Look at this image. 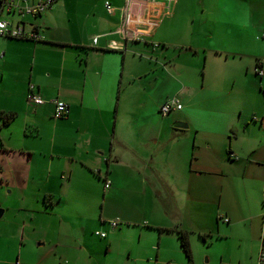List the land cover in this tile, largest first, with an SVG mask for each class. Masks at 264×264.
<instances>
[{
    "label": "crops",
    "instance_id": "crops-1",
    "mask_svg": "<svg viewBox=\"0 0 264 264\" xmlns=\"http://www.w3.org/2000/svg\"><path fill=\"white\" fill-rule=\"evenodd\" d=\"M1 1L0 19L41 39L0 35V208L8 225L0 227V264L14 250L12 264H103L99 256L113 238L89 241L106 226L118 238L125 228L145 237L115 264H258L264 74L254 68L264 70L262 0H235L232 8L202 0L192 11L175 0L156 27L165 34L159 50L151 38L122 37L120 14L109 13L106 0L85 20L60 0L35 16L12 15ZM139 44L146 45L137 59ZM185 44L193 53L172 51ZM185 54L205 56L202 80L197 64L184 66ZM31 84L45 103L28 100ZM55 97L68 104L63 117L54 114ZM171 97L182 108L157 116ZM3 114L13 117L5 124ZM175 228L189 231L191 259ZM56 230L54 248L36 244ZM200 251L205 260L195 258Z\"/></svg>",
    "mask_w": 264,
    "mask_h": 264
},
{
    "label": "built area",
    "instance_id": "built-area-1",
    "mask_svg": "<svg viewBox=\"0 0 264 264\" xmlns=\"http://www.w3.org/2000/svg\"><path fill=\"white\" fill-rule=\"evenodd\" d=\"M56 0H2L1 4L3 8H6L12 15H39L46 10H49ZM175 0H123L120 6H115L110 0H106L105 7L109 13L120 14L121 23L118 31L125 39L128 37L134 38L138 36V27L144 26L148 31H153L159 26L160 15L163 12L169 13L173 7ZM0 35L12 38H22L39 40L41 35L35 29L27 30L23 24H13L11 20L0 19ZM98 37L95 36L93 41L96 42ZM124 42L120 43V48H123ZM118 46V45H117ZM258 75H263L264 70L257 64L254 68ZM28 100L35 104L40 105L47 100L39 93L35 91V86L31 84L29 86V93L27 95ZM54 105L55 116L63 117L68 111V104L55 97L49 100ZM182 104L180 101L173 97L167 99L160 107V112L163 115H167L173 110L181 109ZM111 184L110 179L105 180V186L108 187ZM263 218H264V187H263ZM228 218H226V221ZM120 220L118 218L111 219L110 225L112 228L118 227ZM96 234L102 238L106 237L105 231H96ZM258 264H264V253L262 252L259 258Z\"/></svg>",
    "mask_w": 264,
    "mask_h": 264
},
{
    "label": "rangeland",
    "instance_id": "rangeland-1",
    "mask_svg": "<svg viewBox=\"0 0 264 264\" xmlns=\"http://www.w3.org/2000/svg\"><path fill=\"white\" fill-rule=\"evenodd\" d=\"M105 0H60V3L68 10L69 14H78L79 16H81V18L83 20L85 19H92V17H94L95 15H93V13L95 14L96 12L98 13L100 8L102 7V4ZM117 1V0H116ZM181 5L183 3H185L187 10H199L202 7V0H180ZM263 6H264V0H262ZM19 16V15H18ZM16 17V16H15ZM138 34L140 36V38H151L152 42L154 43L155 46L158 45V43H160L159 45L163 44V39L165 38V34L162 28H156L153 31H148L146 27L144 26H139L138 27ZM204 36L206 37V35L204 34ZM194 39V45H190V46H196L197 44V38L193 37ZM142 43V42H141ZM189 44V43H188ZM146 44H139L136 45L137 49V54L135 55V57L137 59L141 58L140 57V51L139 49H143L144 46ZM148 46V45H147ZM189 45L185 44L183 45V47H178L176 48L175 46L172 47V51L178 52L181 49H186L188 48ZM150 47V46H148ZM148 47H146L147 50H150ZM158 50L160 49V46H157ZM194 49H188L187 51H191L190 53H193ZM171 51V52H172ZM149 56H153L152 58V65L151 66H156L157 67V63L155 62V56L151 53H148V51H145ZM201 57H198L197 54H193V58H190L189 56H187L186 54L183 55L182 57L184 58V66L188 67L189 64L192 66L193 64H197V69L195 67V70H197V74L195 76V79L198 80H202V75H203V63L205 60V56L203 54L200 55ZM209 58H212V55L209 56ZM162 61V60H161ZM198 64H199V68H198ZM224 67H228V66H224ZM230 67V66H229ZM172 79L169 78L168 82L171 83ZM176 81H172V84L175 85ZM172 96H176V94L171 93ZM173 98V97H171ZM177 98V97H175ZM237 98V97H235ZM178 99V98H177ZM179 100V99H178ZM170 113H168V115H170ZM202 115H207V112L205 113V110L201 111ZM167 115V116H168ZM157 116L160 117H164L166 115H163L159 109L157 111ZM154 118H157L156 116H153ZM160 128V127H159ZM102 204L99 203L98 207H97V212H98V216L100 214V212L102 211ZM68 213V206L66 211ZM7 217V216H5ZM4 217L0 218V227L2 226V224L4 223V229L7 228V223L4 220ZM106 236L104 239L101 238L99 235L95 234V230H93L92 232H90V241L89 242H94L98 245H103L105 243V241L109 238H113L112 244L109 246L111 247V251H109L108 253L106 252V249H104V252L102 255L99 256V261L103 264H115L118 261L122 262L121 260H124V254H126V256L129 253V247H134V252L133 254L137 251V247H141L143 245V242L145 240V237L140 238L139 235V231H135L134 229H129V228H125V236L121 235V237H117V235H110L112 233V230L106 226ZM98 231H102V230H98ZM109 233V234H108ZM58 234L59 231L56 230V234L54 237H52L51 239L47 240V241H36V244L38 243H45L46 248H54L56 242H59V238H58ZM109 236H108V235ZM143 235H145V233H142ZM60 239H62L63 244L68 243V239L65 237H61ZM199 244H201L202 242L200 240H198V238H195ZM119 247H121L122 249H120ZM125 247V248H124ZM58 250V249H57ZM56 250V251H57ZM55 251V249H54ZM16 250L8 252V253H4L3 256V260H6L7 264H12V262L16 259L17 253H15ZM30 254H32L30 252ZM55 254V252H54ZM198 257V260L200 261L202 258V251L199 252V254H195V258ZM203 260H205V256L202 258ZM51 263V262H50ZM51 264H57V262H53ZM62 264H66L63 260Z\"/></svg>",
    "mask_w": 264,
    "mask_h": 264
},
{
    "label": "trees",
    "instance_id": "trees-1",
    "mask_svg": "<svg viewBox=\"0 0 264 264\" xmlns=\"http://www.w3.org/2000/svg\"><path fill=\"white\" fill-rule=\"evenodd\" d=\"M12 117H13V114H3V117H2L3 122L5 124L8 123L12 119ZM174 230L178 234V237L180 239V243H181V246L184 252L188 256V258L191 259L192 253H191V244L189 240V231L184 230V229H178V228H175Z\"/></svg>",
    "mask_w": 264,
    "mask_h": 264
},
{
    "label": "snow or ice",
    "instance_id": "snow-or-ice-1",
    "mask_svg": "<svg viewBox=\"0 0 264 264\" xmlns=\"http://www.w3.org/2000/svg\"><path fill=\"white\" fill-rule=\"evenodd\" d=\"M222 3L224 4L225 7L227 8H232L235 6V0H222ZM243 23H247L246 18L243 19Z\"/></svg>",
    "mask_w": 264,
    "mask_h": 264
},
{
    "label": "water",
    "instance_id": "water-1",
    "mask_svg": "<svg viewBox=\"0 0 264 264\" xmlns=\"http://www.w3.org/2000/svg\"><path fill=\"white\" fill-rule=\"evenodd\" d=\"M175 126H177V127H187V124L184 123V122L178 121V122L175 123ZM3 212H4V209L0 208V217L2 216Z\"/></svg>",
    "mask_w": 264,
    "mask_h": 264
}]
</instances>
